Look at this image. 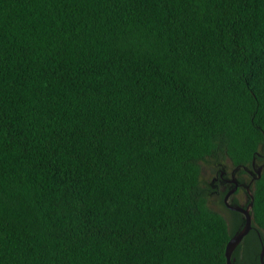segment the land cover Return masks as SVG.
<instances>
[{
  "label": "trees",
  "instance_id": "trees-1",
  "mask_svg": "<svg viewBox=\"0 0 264 264\" xmlns=\"http://www.w3.org/2000/svg\"><path fill=\"white\" fill-rule=\"evenodd\" d=\"M254 159L264 0H0V264H227L209 179Z\"/></svg>",
  "mask_w": 264,
  "mask_h": 264
},
{
  "label": "flooded vegetation",
  "instance_id": "flooded-vegetation-1",
  "mask_svg": "<svg viewBox=\"0 0 264 264\" xmlns=\"http://www.w3.org/2000/svg\"><path fill=\"white\" fill-rule=\"evenodd\" d=\"M251 165H252L251 168L248 167L241 168L243 169L242 173L239 172V169H237V167H232L229 170L228 167L223 166L217 168L211 174L209 183L212 188V191L220 193L219 194L220 196L222 194L221 201L223 205L232 211H237V210L228 207L226 202H228L230 205L239 204L247 207H249L250 203L252 202L251 184L258 177V175H260L264 166L261 162H256L255 159L252 161ZM225 196H227L226 199ZM240 213H241V217L244 218L243 213L242 212ZM233 219L235 218L233 217ZM242 224L240 225V227L242 226ZM251 228H253V226H251ZM254 231H256L255 233H257L259 237V243H260L259 254L263 251V259H262L263 261L261 262L260 260V263L264 264V239L262 238L261 233L257 229H255ZM250 246L251 243L249 240H246L241 246H239L238 248V252L240 254L239 256L241 257V253H245V252L249 253L252 248ZM246 259L248 261L247 262L248 264L252 263L253 261L250 257Z\"/></svg>",
  "mask_w": 264,
  "mask_h": 264
},
{
  "label": "water",
  "instance_id": "water-1",
  "mask_svg": "<svg viewBox=\"0 0 264 264\" xmlns=\"http://www.w3.org/2000/svg\"><path fill=\"white\" fill-rule=\"evenodd\" d=\"M227 196H225L226 199ZM227 206L230 207L231 209L240 211L243 213L244 215V222L242 224V226L237 229L228 239L226 245H225V257H226V263L227 264H236L235 263V257L232 256V252L235 249V247L237 246V244L241 241V239L243 238V236L249 231V229L251 228L252 224H251V214L249 211V207L251 206L252 202L250 203L249 207L244 206V205H230L228 202H226ZM260 260L261 262L263 261V251L259 254Z\"/></svg>",
  "mask_w": 264,
  "mask_h": 264
},
{
  "label": "rangeland",
  "instance_id": "rangeland-1",
  "mask_svg": "<svg viewBox=\"0 0 264 264\" xmlns=\"http://www.w3.org/2000/svg\"><path fill=\"white\" fill-rule=\"evenodd\" d=\"M229 168V167H228ZM230 170V168H229ZM209 172H210V169H209V165L205 164L204 167H203V170H202V175H203V178L206 180L207 176H209ZM217 201H213L211 200L210 204L217 208L218 210H221L222 213L227 216L228 215V212L223 208L222 205H219L218 203H216Z\"/></svg>",
  "mask_w": 264,
  "mask_h": 264
}]
</instances>
